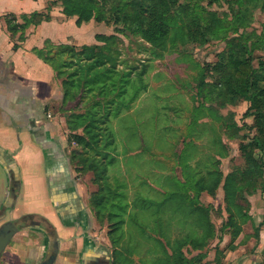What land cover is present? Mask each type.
I'll use <instances>...</instances> for the list:
<instances>
[{"label": "rangeland", "instance_id": "rangeland-1", "mask_svg": "<svg viewBox=\"0 0 264 264\" xmlns=\"http://www.w3.org/2000/svg\"><path fill=\"white\" fill-rule=\"evenodd\" d=\"M202 5L205 11L195 13L206 17L233 20L234 13L239 11L235 0L213 6L204 2ZM249 15L252 20L237 33L230 32L229 39L244 36L243 40L251 47L259 39L264 43V11L251 8ZM118 29L115 24L93 21L87 24L83 33L85 36H90L92 32L116 35L120 39L117 50L121 62H125L130 69L137 67L141 70L147 65L145 81L148 87L124 114L99 128L101 137L110 132L115 135L116 145L112 149L110 146L104 147L102 142L99 144L100 150L104 148L111 158H101L95 150H82L73 139L75 136L86 140L89 138L84 131L89 123L79 124L77 130L69 124L78 121L77 115L86 113L85 107L78 106V100L62 101V104L54 106L52 118L62 126L66 135L69 157L77 179L84 184L86 198L95 217L103 222L104 235L111 231V223H124L125 237L117 245L119 249H126L130 247L129 244L132 249H138L140 239L160 237L158 223L162 225L166 239L171 242L187 236L203 237L205 230L197 223V215L188 216L187 205L191 203L205 209L215 225V239L201 249L194 250L191 244L187 245L184 252L189 259H195L194 264H212L204 261L210 256L215 257L214 262H217L216 259L224 257L223 253L233 247V244H225V248L221 249L222 243L219 242L225 232L223 225L228 219L223 183L215 196L206 192L199 195L196 183L215 170L221 171L226 178L236 169L244 168L245 159L240 147L257 135L254 117L249 116L252 111L248 113L251 104L242 99L231 104L229 98L223 95L221 74L215 67L227 48V42L212 40L205 45L193 41L181 43L177 51L161 52L162 57L156 58L150 43L140 37L121 34ZM88 40L84 42H92ZM95 43L98 44L96 38ZM253 58L254 66L258 68L259 63L264 61V47H259ZM127 66L120 65V69L126 67L130 70ZM202 81L204 84L200 86ZM77 152L79 160H74ZM256 156L264 157V153L256 152ZM94 158L105 164L106 172L98 177ZM103 189L111 190V200H115L117 195L122 196V205L117 200L120 206L116 209L121 210L126 205L122 216L113 222L110 221V214L119 213L111 210L112 203L100 208L97 205L99 201L96 196ZM107 192H103L104 202L108 199ZM176 193L185 199L181 201L170 197ZM246 195L249 203L247 217L251 220L254 217L251 216L252 205L264 194ZM100 209L103 210L101 214L98 213ZM106 223L107 226L104 225ZM126 257V263L133 264ZM132 257L139 255L134 253ZM139 262L146 264V261Z\"/></svg>", "mask_w": 264, "mask_h": 264}, {"label": "crops", "instance_id": "crops-1", "mask_svg": "<svg viewBox=\"0 0 264 264\" xmlns=\"http://www.w3.org/2000/svg\"><path fill=\"white\" fill-rule=\"evenodd\" d=\"M34 13L50 20L28 28L24 40L9 32L7 19L22 23ZM76 21L58 0H0V264H127L126 255L133 264H153L162 254L157 244L166 240L140 239L138 249L129 244L131 251L118 254L77 179L62 126L52 118L54 106L63 101V80L35 49L47 41L94 45L99 33L85 36L88 23L79 27ZM263 198L252 205L254 217L220 264H264ZM221 237L223 249L232 238L228 232ZM206 260L217 264L215 257Z\"/></svg>", "mask_w": 264, "mask_h": 264}, {"label": "trees", "instance_id": "trees-1", "mask_svg": "<svg viewBox=\"0 0 264 264\" xmlns=\"http://www.w3.org/2000/svg\"><path fill=\"white\" fill-rule=\"evenodd\" d=\"M225 1L227 0H58L67 17H77V26L81 27L84 23L92 21L115 24L120 28L119 33L140 37L150 43L151 51L156 58L162 57L161 52L177 51L181 43L193 41L205 45L212 40L227 42V48L220 55V61L215 67L221 74L223 95L224 98H229L231 104L239 99L251 104L248 113L252 111L249 116L254 117L257 135L252 141L240 147L245 159L244 168L236 169L226 178L221 171L215 170L198 180L196 188L199 195L206 192L215 196L223 183L225 210L228 214L223 228L225 232H230L232 238L230 244H233L241 234L243 225L250 219L247 217L249 203L246 194L255 195L258 192L264 194V157L256 156V152L264 153V61H261L257 68L254 66L253 58L255 51L264 46L261 47L263 42L259 39L249 47L248 42L243 40L244 36L229 39V34L232 31L237 33L252 20L249 15L251 8H260L264 11V0H235L239 11L234 13L233 20L195 13L205 11L202 5L204 2L213 6ZM22 18V23H18L16 17L7 19L9 32L21 33L20 40L25 39V32L32 25L38 26L50 20V16L45 13H34ZM95 38L98 44L82 47L71 44L55 45L47 41L43 49H35V52L44 62L51 65L57 76L63 80V103L78 100V106L86 108L85 114L76 116L78 119L76 123L69 124L72 129L77 130L79 124L89 123L84 129L89 138L86 140L84 137L75 136L73 139L75 138L82 150H95L98 156L101 158L104 156L105 159L111 156L104 152V148L103 151L100 150L99 144L102 142L104 147L110 146L112 149L116 145L115 135L110 132L101 137L99 128L124 114L142 93L146 92L147 65L141 70L137 67L130 69L125 62H121L117 50L120 39L116 35L98 34ZM120 65L127 66L130 70L126 67L120 69ZM203 84L202 81L200 86ZM79 156L77 152L74 160H79ZM93 160L97 168L95 174L97 177L103 175L106 172L105 164L97 158ZM106 190L108 199L104 202L103 192ZM170 197L181 201L185 199L179 193ZM96 198L99 201L98 208L105 207L106 203H112L111 210H117L119 213L113 216V213L110 214L111 222L124 213L126 205H123L121 210L116 209L120 206L119 202L122 205V196L117 195L115 200L113 198L114 201L111 200L110 189L100 190ZM187 207L188 216L194 214L198 216L197 223L203 226L205 234L199 238L187 236L171 242L166 239L163 227L158 223L159 236L166 241L157 244L162 254L153 264H194L195 259L186 256L184 247L191 244L194 250L201 249L215 239V225L209 219L208 212L191 203ZM100 212L103 210H98L99 214ZM123 224L111 223L109 234L115 246L124 238ZM120 249L118 254L125 250L131 251L123 247ZM221 258L224 257L216 259L217 264H220ZM119 264H124V260H120Z\"/></svg>", "mask_w": 264, "mask_h": 264}, {"label": "water", "instance_id": "water-1", "mask_svg": "<svg viewBox=\"0 0 264 264\" xmlns=\"http://www.w3.org/2000/svg\"><path fill=\"white\" fill-rule=\"evenodd\" d=\"M6 229V228H5ZM5 229L2 231V233H1V235L3 234H5L6 233V231H5ZM6 238H7V241L9 240V238H10V236L9 235H4ZM1 246V245H0ZM0 251H1V249H0Z\"/></svg>", "mask_w": 264, "mask_h": 264}]
</instances>
